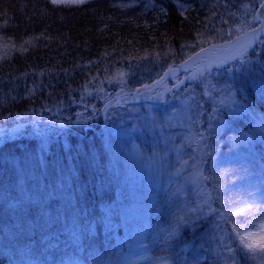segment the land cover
I'll return each instance as SVG.
<instances>
[{"label":"trees","instance_id":"1","mask_svg":"<svg viewBox=\"0 0 264 264\" xmlns=\"http://www.w3.org/2000/svg\"><path fill=\"white\" fill-rule=\"evenodd\" d=\"M261 3L264 0H85L57 5L52 0H0V264H102L123 252V224L136 196L146 198L156 188L161 197L149 199L153 210L148 246L153 256L175 264H219L220 256L229 254L227 264L233 257L235 264H261L244 255L237 243L231 242L234 251L229 253L213 239V224L190 231L188 223L187 230L179 228L181 233L165 243L162 237L177 223L159 210L167 204V181L160 176L152 181L157 187L147 188L143 182L136 186L129 179L135 167L111 161L109 148L117 152L121 134L109 113H103L115 95L117 111L162 107L195 85L194 76L197 81L199 74L220 70L216 75L228 81L227 91L240 107L229 118L249 132V153L257 159L256 166L264 168ZM257 30L262 33L239 49L247 51L244 64L235 59L238 51L213 62L223 67L199 63L144 95L142 86L112 90L97 110L85 100L89 89L105 88L117 70L150 62L162 70L158 81L185 63L232 51L242 36ZM37 129L46 130V137L38 136ZM215 132H202L209 157L204 164L219 168L210 161L219 155ZM227 136L225 132L217 140L223 151L230 148ZM210 174L207 183L214 198L213 181L217 188L219 183L217 178L209 183ZM175 175L171 188L176 187Z\"/></svg>","mask_w":264,"mask_h":264},{"label":"rangeland","instance_id":"2","mask_svg":"<svg viewBox=\"0 0 264 264\" xmlns=\"http://www.w3.org/2000/svg\"><path fill=\"white\" fill-rule=\"evenodd\" d=\"M223 54L221 52L212 60L218 59L217 57L224 59ZM205 59L208 65L203 64L204 68L211 69L219 65L214 64L210 57ZM146 63L138 68L115 71L106 79L105 83L108 85L105 88L96 86L89 89L88 94L85 93V100L91 101L94 110H97L106 99L104 98L107 96L106 93L110 94L112 90L125 92L138 86L145 87L152 79L156 81L162 70L149 65L150 62ZM215 71L205 77L199 74L200 78L197 81L194 76L192 80L195 85L187 86L176 99L162 107L151 105L143 109L136 108L121 112L113 108L115 104L112 103L116 95L114 98H108L109 102L103 113H109L115 124L119 125L121 134L118 138L121 144L119 147L117 145V152L114 153L109 148V156L113 162L126 166L130 162L132 167H135L129 179L133 180L136 186L143 182L147 188L157 187L152 181L159 180L160 176L167 181V187L163 191L166 194L167 204L161 206L159 210L168 220L172 217L177 220L178 217L198 208L205 199L202 193H210L213 197V190L208 185L207 179H204L211 173L212 180L208 181L211 183L215 178L218 179L219 188L223 190L224 203L214 202L212 207L218 211L197 221L195 228L192 227L190 231L205 225L209 228L212 224L217 231L216 224L222 223L219 220L221 212L239 211L240 207L246 206L251 215L232 216L231 220L242 222L245 227H248L249 221H252L249 231L259 232L261 230L259 225L264 222V216L259 211L264 209V168L256 166L257 159L249 153L252 152L249 132L229 118L230 114L238 113L240 107L233 102L232 95L227 91L228 81L223 76L216 75L220 70ZM176 111L178 112L171 114ZM158 112L167 115L161 117ZM222 114L227 118H217ZM119 121L122 123H117ZM206 121L209 122L208 126L205 124ZM261 130L264 132V127H261ZM212 131H217L213 136L215 152L219 155L223 154L224 158L216 155L211 157L210 161L217 162L219 168L204 164L205 158L209 157L204 147L205 142L202 141V132L210 135ZM225 132L228 133L230 148L223 151V145L217 140ZM171 174H177L173 177L176 184L174 188L170 187ZM154 195L161 197L159 188L146 198L141 194L136 196L135 202L127 211V224L125 221L123 224L124 228L127 227L123 239H120L119 249L123 252L102 264H175L168 258L153 256L149 250L148 239L152 229L153 210L149 199ZM217 195L218 192L215 193L214 200ZM224 205H227V208ZM193 214L199 215L198 212ZM186 218L190 219L191 224V216ZM187 225H182L181 230H187ZM227 228H233V224L229 223ZM179 232L181 233L180 230ZM232 236H235L234 232ZM244 255L252 257V253L246 250ZM220 258L219 264H227L225 262L229 254H222Z\"/></svg>","mask_w":264,"mask_h":264},{"label":"snow or ice","instance_id":"3","mask_svg":"<svg viewBox=\"0 0 264 264\" xmlns=\"http://www.w3.org/2000/svg\"><path fill=\"white\" fill-rule=\"evenodd\" d=\"M84 2L85 0H52V3L57 5L83 4ZM259 6L261 8H264V3H261ZM261 43L264 44V41H261ZM246 56H247L246 49H241L239 53L235 56V59L240 60V62L244 64L247 62ZM217 67H223V65H217ZM229 69H227V71ZM147 87L148 85H145V88ZM37 135L41 137H46L47 131L44 129H37ZM45 152H46V146L42 145L41 156H43ZM201 175L203 176V173H201ZM204 179H208V177H204ZM213 188L216 189L218 192V195L216 196L215 200L213 199L210 193H202V195L205 196V199L203 200L202 204L198 208L192 209L191 213H186L184 216H180L177 218L176 225L170 228L167 234L162 237V240L165 243L174 240L178 235L179 228L182 225L189 223V220L186 218L187 216H191V224L193 228H195L197 221L203 219L207 215L216 213L218 211L216 208L212 207V204L214 202H219L221 204L224 203L223 190L217 188L215 183H213ZM205 206H207V212H205ZM224 206L225 208H227V205ZM259 211H261L262 216H264V209H261ZM197 212L199 213V215L193 214ZM237 215L243 217L246 215H251V212L246 206L240 207L239 211L232 210L231 212H221L219 214V220L222 221V223L216 224L217 232L214 234L213 239L219 241V243L224 248H226L229 251V253H232L234 249L232 248V245L230 243H226V241L231 240L233 243L238 242V246L241 251L246 250L247 252L252 253L253 259H259L261 261V264H264V222H262L259 225L261 229L259 232L249 231V227L252 226L253 222L249 221L248 227H245L242 222L232 221L231 217ZM229 223L233 224V228L231 229L227 228V225ZM233 232L235 233L234 237L232 236ZM232 264H235L234 257L232 259Z\"/></svg>","mask_w":264,"mask_h":264},{"label":"water","instance_id":"4","mask_svg":"<svg viewBox=\"0 0 264 264\" xmlns=\"http://www.w3.org/2000/svg\"><path fill=\"white\" fill-rule=\"evenodd\" d=\"M258 35V33H255V34H250V35H247L244 39L246 40V41H248V40H250L252 37H254V36H257ZM186 67H191L192 66V63H189V64H187V65H185ZM182 68H184V67H182ZM182 68H180L179 70H181Z\"/></svg>","mask_w":264,"mask_h":264}]
</instances>
